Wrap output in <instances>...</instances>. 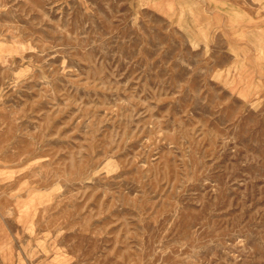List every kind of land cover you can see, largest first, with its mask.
Instances as JSON below:
<instances>
[{"label": "rangeland", "instance_id": "1", "mask_svg": "<svg viewBox=\"0 0 264 264\" xmlns=\"http://www.w3.org/2000/svg\"><path fill=\"white\" fill-rule=\"evenodd\" d=\"M0 264H264V0H0Z\"/></svg>", "mask_w": 264, "mask_h": 264}]
</instances>
